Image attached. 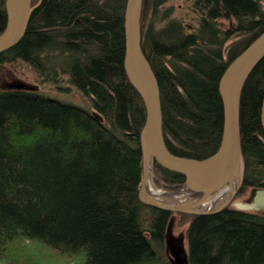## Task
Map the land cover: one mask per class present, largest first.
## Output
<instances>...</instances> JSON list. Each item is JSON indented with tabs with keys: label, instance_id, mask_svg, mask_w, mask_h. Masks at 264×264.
<instances>
[{
	"label": "trees",
	"instance_id": "obj_1",
	"mask_svg": "<svg viewBox=\"0 0 264 264\" xmlns=\"http://www.w3.org/2000/svg\"><path fill=\"white\" fill-rule=\"evenodd\" d=\"M38 1L21 40L0 53V254L13 241L37 239L61 252L84 251L82 264H171L159 248L177 214L188 220L189 264H264V214L232 205L174 212L139 200L145 107L123 68L126 0L31 4ZM166 1L142 0L141 47L158 81L166 146L202 158L220 141L218 81L264 30V0H190L193 28ZM5 22L0 0V32ZM25 65L55 85L66 73L91 108L39 93ZM263 93L264 57L240 93L239 194L264 186ZM153 169L167 184L183 181L156 162Z\"/></svg>",
	"mask_w": 264,
	"mask_h": 264
},
{
	"label": "water",
	"instance_id": "obj_2",
	"mask_svg": "<svg viewBox=\"0 0 264 264\" xmlns=\"http://www.w3.org/2000/svg\"><path fill=\"white\" fill-rule=\"evenodd\" d=\"M38 3L32 5L31 0H5L6 22L0 32V53L21 40L31 12ZM141 7L142 0H126L123 16V68L145 107V119L139 133L141 180L138 198L149 206L174 212H216L225 207L241 184L243 157L239 125L240 93L249 73L264 57V30L228 63L220 76L218 92L222 102V127L216 149L202 158L179 155L170 151L164 140L159 85L141 47ZM11 86L23 87L21 83H13ZM259 121L264 134V93ZM153 162L183 174V181L176 184L179 186L177 190L163 187L171 185L156 176ZM230 184L234 185L233 190L220 202L215 196ZM233 206L264 214V186L251 189L248 198L234 201ZM170 224L171 219L165 233V241L170 249L168 258L171 264H189L184 238L178 240L169 236Z\"/></svg>",
	"mask_w": 264,
	"mask_h": 264
},
{
	"label": "rangeland",
	"instance_id": "obj_3",
	"mask_svg": "<svg viewBox=\"0 0 264 264\" xmlns=\"http://www.w3.org/2000/svg\"><path fill=\"white\" fill-rule=\"evenodd\" d=\"M190 2V0H167L164 5L167 8L173 9L172 13L174 17L184 20V23H186L189 28L190 26L191 28H193V26H195L196 24V15L192 10L190 11ZM23 69V75L26 76L30 82L39 85V93L62 102L80 106L82 108H91L90 102L80 93L79 90H77L73 86V84L70 82L69 76L66 73L58 74V85H55L51 82L42 81L37 73L32 71L28 66L25 65ZM156 176L160 178L157 174ZM156 184L159 185V182ZM167 185H171V187L165 185H163V187L170 190H177L179 188V186H175L174 184ZM239 189L225 206H233V202L237 200L244 201L249 197L252 188H247L241 194L238 193ZM203 207L204 206H199V208ZM140 219L144 226H147L149 224L150 213L147 209L144 208L141 211ZM170 219L171 225L168 233L169 236H173V238H177L178 240L182 239L185 234L188 220L185 219L184 221H180L177 214L171 216ZM159 253H162V255L169 257L170 249L166 244V241L164 243V246L159 248ZM0 258H2L1 261H3L5 264H7L8 261L17 264H82L85 261L86 254L84 251L77 253L61 252L60 250L50 247L49 245L37 239H23L19 241H13L7 247L5 252L0 254Z\"/></svg>",
	"mask_w": 264,
	"mask_h": 264
},
{
	"label": "bare ground",
	"instance_id": "obj_4",
	"mask_svg": "<svg viewBox=\"0 0 264 264\" xmlns=\"http://www.w3.org/2000/svg\"><path fill=\"white\" fill-rule=\"evenodd\" d=\"M232 186H234V185L233 184H230L225 189H222L221 190L222 192L218 196H215V198L218 199L220 202L221 201H224L228 197L229 193L233 190V187Z\"/></svg>",
	"mask_w": 264,
	"mask_h": 264
}]
</instances>
